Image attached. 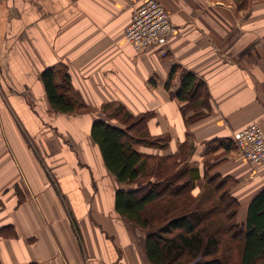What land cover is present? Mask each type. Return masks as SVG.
<instances>
[{
    "label": "crops",
    "instance_id": "1",
    "mask_svg": "<svg viewBox=\"0 0 264 264\" xmlns=\"http://www.w3.org/2000/svg\"><path fill=\"white\" fill-rule=\"evenodd\" d=\"M142 1L0 0V264H152L146 230L115 210L126 185L91 136L109 104L151 113L150 132L169 137L166 153L190 144L194 193L206 170L233 179L240 222L264 188V161L204 148L253 122L264 129V0H160L178 26L166 57L125 38ZM49 67L71 75L91 112L53 109L41 78ZM184 70L201 91L188 115L176 94Z\"/></svg>",
    "mask_w": 264,
    "mask_h": 264
},
{
    "label": "trees",
    "instance_id": "2",
    "mask_svg": "<svg viewBox=\"0 0 264 264\" xmlns=\"http://www.w3.org/2000/svg\"><path fill=\"white\" fill-rule=\"evenodd\" d=\"M246 2L241 0L242 6ZM41 78L56 111L73 112L88 106L73 93L66 70L49 67ZM198 84L194 73L182 72L176 94L186 101L184 115H188L191 99L201 94ZM108 115L109 120L93 121L91 136L108 171L126 185L116 191L115 210L146 230V253L152 264H264V188L251 199L246 219L240 222V201L230 190L233 179L206 170L201 192L194 193L201 178L196 166L180 164L173 154L159 158L145 151L157 149L156 144L163 146L160 149L169 146L168 136L147 130L151 113L133 114L119 104ZM111 119L122 126L112 124ZM222 146L238 153L233 137L231 142H204L206 150Z\"/></svg>",
    "mask_w": 264,
    "mask_h": 264
},
{
    "label": "built area",
    "instance_id": "3",
    "mask_svg": "<svg viewBox=\"0 0 264 264\" xmlns=\"http://www.w3.org/2000/svg\"><path fill=\"white\" fill-rule=\"evenodd\" d=\"M178 32L172 14L160 0H143L132 13L125 28V38L139 52H157L162 57L170 54L171 39ZM238 154L252 164L264 161V129L253 122L233 133Z\"/></svg>",
    "mask_w": 264,
    "mask_h": 264
},
{
    "label": "rangeland",
    "instance_id": "4",
    "mask_svg": "<svg viewBox=\"0 0 264 264\" xmlns=\"http://www.w3.org/2000/svg\"><path fill=\"white\" fill-rule=\"evenodd\" d=\"M139 52V51H138ZM171 53V52H170ZM170 55V54H169ZM63 71H65V69L63 68ZM117 105H119V104H113V106H111L110 108V110L109 111H103V113H104V116H105V114L107 115V118H109V115L108 114H110L113 110H114V108L117 106ZM105 107V106H104ZM54 109V108H53ZM55 110V109H54ZM92 110H90V108L87 106V107H85V108H79L78 110H76V111H73L71 114H73V115H76V114H84V113H88V112H91ZM109 120V119H108ZM150 120V118L147 120V121H149ZM116 123H119V122H117V121H115ZM147 130H150V127H149V124H147ZM152 140H154V138H151ZM161 143H163V144H165V142H161ZM162 144V145H163ZM157 146V150H160V152H157L156 153V156H158L159 158L160 157H163V156H165V155H172V156H175V158H179L180 160V164H184L185 162H186V164L188 163L189 164V166H190V163H191V161H190V144L189 143H187L186 145L185 144H183L182 145V147H180V151H174V152H170V153H166V152H164L165 151V149L166 148H164V149H160L161 147H163V146H160L159 144H156ZM174 154H176V155H174ZM154 160H156V159H154ZM154 160H150V163H152ZM54 161H52V163H53ZM192 165H193V163H191ZM46 166H48L49 167V165L48 164H46ZM45 169L47 170V171H49L48 170V168L47 167H45ZM50 169V168H49ZM54 170L56 171V169L53 167V169H50V173H51V179H52V183H56L57 182V179H58V176H57V173L56 172H54ZM232 182L230 181V184H231ZM196 188V187H195ZM196 190V192H198V190L197 189H195ZM201 190H202V188H201ZM201 190H200V192H201ZM239 213V212H238ZM238 256H239V251L237 250L236 251V253L234 254V258H235V260H237V258H238ZM259 264H261V262L259 263Z\"/></svg>",
    "mask_w": 264,
    "mask_h": 264
}]
</instances>
